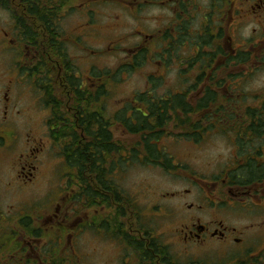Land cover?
<instances>
[{"label": "rangeland", "instance_id": "1", "mask_svg": "<svg viewBox=\"0 0 264 264\" xmlns=\"http://www.w3.org/2000/svg\"><path fill=\"white\" fill-rule=\"evenodd\" d=\"M156 1L159 0L143 3L137 12H129L123 7L125 2L131 3V0H37L36 3L42 4L47 10L60 8L57 15L50 16V19H53L52 25L57 27L62 52L66 55L67 63L73 68L76 78L81 80L80 84L87 88L95 87L96 81L90 80L92 71L111 75L112 80L107 83L106 88L107 99L102 103L106 116L111 121H114L115 115L120 112L126 121L134 119V109L140 107L133 102L136 99L134 97L150 90L153 91L152 97L156 101L169 95L185 94L188 95L187 102L194 105L195 99L201 98L209 89L215 94L214 103L203 113H197L192 118L189 116L187 122H190V126L194 123L200 124V127L205 129L211 125L214 127L196 143L186 140L185 137L177 139L176 133L167 135L155 143L156 147L172 160L173 165H176L177 171L169 172L159 166L143 165L141 152L138 154L140 161L136 162L131 158L129 161L123 160L113 174H108L122 193L123 200L120 202L121 198L117 195L118 202L113 191L102 192V195L106 194V198L97 197L90 206L86 205L84 197L81 201L72 198L74 194L77 197L79 189L82 188V192L84 186L79 179H73V171L62 157L60 143L63 142L56 141L51 136L54 129L51 125L54 123L52 110L51 114L50 111L42 110L41 102L36 108V100H30L28 95H23L18 105L26 115L21 118L20 134H23L22 140H25L24 134H27L30 150L17 153L19 148L11 144L9 138L6 148L2 147L5 148L3 151L0 146L1 251L6 238L12 236L9 234L13 230L17 232L23 229L18 225L17 218L20 214H31L35 220L29 221L30 226L40 230L46 238L50 235L52 223L43 224V221L57 214L56 222L64 217L68 219L62 227L55 225L65 230V239L59 241L63 247L53 252V238L50 246L44 241L41 256L44 264H52L54 258L64 263L66 261L65 264H137L134 255L133 260L131 257L125 258L130 252L124 243L114 242L110 237L104 236L105 233L97 235L93 224L96 219H100L102 224L117 220L126 229L127 220L135 225V229L139 225L140 231L146 230L149 235L158 239L180 264H238L246 259L252 261L257 258L264 261V240L261 235V238L254 236L250 239L249 245L254 247L245 257L234 248L226 255L204 253L194 247L185 249L175 236L180 217L179 203L183 201L172 196L187 188V172L199 175L197 178L206 179L205 181L214 178L221 180V174L226 175L232 171V164L241 162L238 153L240 142L237 141L236 131L243 129L242 124L248 121L246 110L258 107L264 100V28L259 29L257 35L252 32L251 24L243 29L247 41L252 40L246 46V51L252 54L251 58L248 62L231 60L230 71L226 75L215 74L219 80L214 79V73L207 69L206 63L190 61L194 56L189 50L186 52L178 49L176 54L180 60L170 64V68L165 72L159 63L161 54L158 37L155 39L156 43L148 40L146 47L149 52L141 47L144 40L139 37L140 32L158 35V31L168 25L164 9L155 5ZM201 1L207 9L210 0ZM2 5L8 6V9ZM21 13L17 3L0 0V91L4 79L9 78V86L12 85L11 81L14 82V78L7 77L6 72H11L10 70L16 67L19 58L17 52L20 48L25 49L24 45L31 48L28 38H23V41L20 39L21 31L16 26L18 22L15 20L18 19L31 28L28 21L21 19ZM170 28L171 26L168 31ZM30 32L33 30L30 29ZM235 42L236 40L233 47L237 49L239 45ZM136 46L143 49L146 57L135 69L130 70L128 66H132L131 55ZM29 57L32 59L31 53ZM185 60L188 64L198 63V75L191 71L192 68L186 65ZM200 74L206 75L202 82L198 80ZM218 82L222 84L217 85ZM191 88L193 91L189 92ZM126 107L129 110H126ZM173 123L177 122L172 121L170 129H173ZM111 126L115 142H120L125 151L122 155L130 157L131 138L124 133L120 124L115 122ZM182 131L191 133L189 128H183ZM32 140L42 141L46 146L43 154L38 155L39 163L34 162L37 153L32 154L31 150L37 146L30 144ZM68 143L69 141L66 144L64 142L66 146ZM255 145L260 146L259 143ZM255 145L252 148H255ZM115 153L105 161L106 172H109L113 163L119 159V155ZM33 167H36V170H33ZM249 194L250 192L233 189H230V194H226L225 203L236 210L223 206L226 209L222 210L228 214L225 217L227 225L241 228L254 219L264 220V210L255 207L257 196ZM128 200L132 205L126 203ZM184 201L190 203L189 199L185 198ZM72 246L74 252L71 250ZM46 250L51 252L49 258L45 254ZM5 253L6 264H14L17 259L14 245L5 247L3 254ZM2 260H5V257L0 258V261Z\"/></svg>", "mask_w": 264, "mask_h": 264}, {"label": "flooded vegetation", "instance_id": "2", "mask_svg": "<svg viewBox=\"0 0 264 264\" xmlns=\"http://www.w3.org/2000/svg\"><path fill=\"white\" fill-rule=\"evenodd\" d=\"M143 3L148 4L150 0H131V3L125 2L123 7L129 12H134L138 10V8L140 9ZM156 3L155 5L164 9L168 25L166 28L164 27L159 30L158 35H148L140 31L139 35L144 40V44L141 47L148 52L149 49L146 47L148 40L152 43H156L155 39L158 37L161 54V62L159 63L163 66L165 72L170 68V64L180 60L178 54H176V51L180 49L186 52L187 50L191 51L194 58H190V61L194 60L196 62H201V64L206 63L207 69L211 70L214 74L226 75L230 71L229 63L232 59H239L240 62L242 60L246 62L247 60L242 56L247 53L250 56L249 59L251 58L252 54L246 51V46L250 44L252 40L247 41L243 29L251 24L253 25L252 32L257 35L258 30L264 28V0H210V4L206 6L207 9L202 4L201 0H159L158 2L156 1ZM21 10H23V8ZM23 14L24 12L22 11L20 15L21 19H23ZM50 25L52 26V23ZM170 26V31H168ZM17 28L20 29V31L22 30L23 22L21 20L18 21ZM46 38L47 48L49 49V52L46 54V63L52 70L57 67V71L60 74L62 71L61 68L55 65L54 58L50 57L53 54V39L50 38L49 32ZM20 39L23 41L22 32ZM36 40L37 41L31 48L24 45L25 49L20 48V51L17 52L19 58L16 67L10 70L11 72H6V76L13 77L14 82L11 81L10 83L12 85L10 84L11 86H9L7 84L9 78L6 80L4 79L0 91V146L1 148H6L8 143L7 138H9L11 139V144L19 148L17 153L30 150V147H28L29 142L26 138L27 134H24L25 140H22L23 134H20L22 125L20 122L25 113L20 109L18 103L23 95H28L29 97L27 98L30 100H36V108L37 104L41 102L42 110L45 112L50 111L51 114V107L45 103L46 91L42 85V77L37 70L39 67L43 66L45 53L42 49H39V41L38 39ZM235 40V43L239 45L237 49L233 47V42ZM141 47H134V51L131 55L132 65L136 58V53L140 50L143 51ZM29 49H31V51ZM30 53L32 54V59L29 57ZM184 62L192 68L191 71L194 72L195 75L199 74L200 68L198 63L193 65L188 64L187 60ZM48 73L49 71L46 72V75ZM188 75L191 74L188 73ZM51 76H53V73H51ZM23 89L28 90L24 91ZM80 119L81 121L85 120V118ZM31 130H33V128H31ZM30 144H35L37 146L36 148H32L31 151H33L32 154H34V152L37 153L34 157V162L39 163L40 159L38 160V155L43 154L46 146L42 141L37 142L35 140H32ZM4 149L2 148V151ZM257 152L259 155L256 157V161L264 165V138L260 140V146ZM33 170H36V167H33ZM110 172L112 173V171ZM29 175L31 176L32 174L30 173ZM186 175L189 177L187 188L179 191L178 194L175 193L172 195L175 196L177 200L183 201V203H179L180 217L178 218L179 225L175 230V236L185 249L194 247L204 253L214 252L219 255H226L234 248L238 249L242 256L245 257L254 247L249 245L252 237L261 238L262 236L264 240L263 219L259 221H255L254 219L247 225L238 228L226 224L225 217L228 214L225 213V210H222L226 209L223 208L225 205L228 206L227 208L236 211L234 207L225 203L227 199L226 194H230V189L234 191L250 192L249 195H256L258 199L255 205L256 209L264 210V181L258 182L259 184L257 187L253 189L252 187L235 185L232 179L229 180L227 174H221L223 175L221 180L213 179L211 181H204L191 174ZM94 180L99 186H102L101 182H98L96 177ZM115 195L119 202L118 193ZM100 196H103L102 192H100ZM102 198H106V194L101 197V199ZM185 198L189 199L190 203H186L184 201ZM122 200L123 199H121L120 202ZM128 203L131 204L130 200H128ZM57 219V214H54L53 218H48L47 221H43V224L50 222L53 225H55V223L63 225L64 222L66 223L68 221L66 217L56 222ZM99 221L100 219H96L95 222H93L97 235L100 236L105 233L104 236L107 238L110 237L114 242L117 241L120 244L124 243L130 252V255L127 254L125 257L126 259L131 257L133 260V244H135V241L144 245L146 249H150V235L148 232H144L146 230L140 231L141 227L139 225H137V229H135V225L130 224L129 220H127L126 225L128 227L126 229V227L123 228L117 220H109V222L103 224ZM35 233L42 232L36 229L25 231L19 229L17 232L13 230L9 234L15 237L13 245L17 259L14 261V264H44L43 259H41L43 255V241L32 238L30 234L33 235ZM147 236H149V238H147ZM71 250L74 252L73 246ZM257 252H259V250ZM2 254L0 258L3 259L5 257V260L0 262L1 264H6L7 255L4 256ZM38 255L40 256L36 258ZM47 255L49 258L51 253H47ZM136 261H138V259ZM258 261V264H264V261L261 259H258ZM137 264L144 263L138 261Z\"/></svg>", "mask_w": 264, "mask_h": 264}, {"label": "trees", "instance_id": "3", "mask_svg": "<svg viewBox=\"0 0 264 264\" xmlns=\"http://www.w3.org/2000/svg\"><path fill=\"white\" fill-rule=\"evenodd\" d=\"M37 0H11V2L17 3L20 9L23 8V19L28 21L31 28L23 24L21 28L22 37L28 38L31 42V46L35 44L38 39L39 49L44 51L43 66L37 70L40 73L43 88L46 91V105L51 107L53 118L50 124L54 128L51 131L53 139L60 143L62 147V157L64 158L69 169L73 171V179H79L84 186L82 192L80 188L79 193L72 196L73 200L81 201L84 197L86 205H91L95 202L97 197H103L105 193L111 191L118 193L121 199L122 193L118 191V188L114 184L111 176L116 171L117 165H121L123 160L129 161V158L134 161H140L138 154L141 152L143 164L152 165L155 167H161L169 172H174L176 166L173 165L172 160L166 156V154L156 147L155 143L163 137L176 133V138L185 137L186 140L194 141L195 143L200 141L201 137L207 132L212 130L214 125L208 129L200 127V124L194 123L190 126V122H187L189 116L194 117L197 113H203L205 110L214 103L215 94L211 90L207 89L201 98L195 99V104L191 105L187 102V96L185 94L169 95L166 98L154 100L151 92L146 94H140L135 96L136 102L142 105L140 109H134V119L126 121L125 117L120 113L116 114L114 121L110 120L106 116V111L102 103L107 99V83L110 82L111 75L107 73L92 71L90 79L96 81L95 87H84L80 80L74 75L73 68L68 65L66 55L62 52L60 39H58L57 27L50 25L53 23L54 17L59 12L60 8L55 10H47L42 4L36 3ZM5 9L8 6L2 5ZM18 22V19L15 20ZM15 22V23H16ZM20 25V24H19ZM18 26V23H16ZM30 29L33 32H30ZM49 32L50 38L53 39V54L50 56L54 58L55 65L61 68V73L57 71V67L52 70L46 63V54L49 52L47 48V34ZM31 33H34L33 35ZM144 51L140 50L136 54V58L132 66H128L129 69H135L137 64L143 62ZM244 57L248 62L249 54H245ZM242 59V58H241ZM233 60V59H232ZM66 65H68L66 67ZM49 73L46 75V72ZM53 73V76H51ZM101 73V74H100ZM43 74V75H42ZM205 74H200L198 80L204 81ZM214 79H217L214 74ZM65 81V82H64ZM196 83L197 85L200 84ZM151 83V82H150ZM222 82H218L217 85H221ZM80 85V86H79ZM63 86V87H62ZM193 88L189 90L192 92ZM126 110H129L128 107ZM248 121L242 124V128L236 134L239 143V160L241 162H235L232 171L229 173V180L232 179L233 183L237 186L257 187L258 182L264 181V165L256 161V157L259 155L258 146L264 138V100L256 108H249L246 110ZM80 118H85L81 121ZM172 121L173 129L169 126ZM120 124L125 134H127L131 141H129L132 155L128 158L122 155L124 151L120 142H115L114 131H111L113 123ZM50 125V126H51ZM183 128L191 131L190 134H186ZM206 131V132H205ZM179 132V133H178ZM66 146V142H68ZM65 142V144H64ZM256 146L252 148V146ZM116 152V153H115ZM119 155L118 160L113 163L110 171L104 170L106 159L113 154ZM122 156V157H121ZM178 169V167H177ZM236 170V171H235ZM177 171V170H176ZM228 174V176H229ZM97 178L98 182H101L102 186H99L94 178ZM100 192H105L103 196H100ZM128 204V201L126 202ZM19 227L25 230H38L31 227L29 221H33L34 218L31 214H20L17 218ZM58 225V224H55ZM51 226L50 235L48 238L43 233L30 234L32 238L37 240L46 241L47 245L53 243L51 249L53 252L57 248L63 247L59 241L64 238L65 230L59 226ZM62 227V226H61ZM67 232V230H66ZM147 233V231H144ZM14 236L6 238L4 241V248L1 252L4 253L5 247L13 244ZM149 238V236H147ZM149 248L146 249L144 245L135 241L134 252L139 262L144 264H180L172 255L169 254L168 249L162 245V243L153 237L149 238ZM49 241V243H48ZM50 251V250H49ZM48 250L45 254L51 253ZM2 255H6L2 254ZM252 261L247 259L238 264H258V259ZM66 263V261H65ZM62 260L54 258L53 264H65ZM198 264V263H188Z\"/></svg>", "mask_w": 264, "mask_h": 264}, {"label": "bare ground", "instance_id": "4", "mask_svg": "<svg viewBox=\"0 0 264 264\" xmlns=\"http://www.w3.org/2000/svg\"><path fill=\"white\" fill-rule=\"evenodd\" d=\"M109 172H110V171H109ZM109 172H108V173H109Z\"/></svg>", "mask_w": 264, "mask_h": 264}]
</instances>
